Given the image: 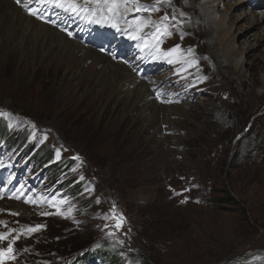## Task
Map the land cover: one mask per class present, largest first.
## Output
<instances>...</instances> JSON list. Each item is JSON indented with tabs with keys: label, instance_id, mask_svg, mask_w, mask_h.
Returning a JSON list of instances; mask_svg holds the SVG:
<instances>
[{
	"label": "rangeland",
	"instance_id": "rangeland-1",
	"mask_svg": "<svg viewBox=\"0 0 264 264\" xmlns=\"http://www.w3.org/2000/svg\"><path fill=\"white\" fill-rule=\"evenodd\" d=\"M199 1L171 0L127 17L176 16L173 34L159 47L179 44L181 51L156 61L149 76H165L173 92L186 88L178 90L183 97L169 95L189 103V115L171 114L155 135L117 95L100 103L98 87L87 82L72 96L79 76H64L55 63L47 70L44 61L24 68L14 47L0 48V221L7 225L0 249L13 248L4 264H70L82 257L77 264H221L264 249L263 31L253 32L246 17L228 23L243 60L256 55L260 64L242 63L245 77L229 76L228 63L208 43L207 26L188 25ZM219 2L216 16L250 11L247 4ZM80 24L92 37V23ZM190 47L186 74L179 65L191 57ZM97 248L113 254L102 263L91 258Z\"/></svg>",
	"mask_w": 264,
	"mask_h": 264
},
{
	"label": "bare ground",
	"instance_id": "bare-ground-1",
	"mask_svg": "<svg viewBox=\"0 0 264 264\" xmlns=\"http://www.w3.org/2000/svg\"><path fill=\"white\" fill-rule=\"evenodd\" d=\"M251 1L253 0H238L237 2L226 0L224 2V8L247 4L250 11L240 15L228 13L216 16V6L217 3L219 6V0H200L196 6L190 8V10L196 9L195 19L188 14L190 18L188 25H197L199 21L202 26H207L205 31L209 45L212 49L215 48L220 60L223 59L228 63V67L225 68L229 76L232 74L236 79L245 77L242 63L248 64L250 68H260L259 59L255 58L256 55L250 56L248 62L246 57L243 60V52L239 51V46H235L234 37L229 35L233 19L246 17L250 19L253 32L255 28L260 32L262 30L261 37H264V0H256L258 8L251 6ZM78 2L82 3L83 0H78ZM25 3L29 4L28 8L22 6ZM89 6L94 7V5ZM175 6L183 9L178 2L175 3ZM29 9H37L38 14L31 15ZM258 9L260 13L253 11ZM187 10L189 9L187 8ZM40 16H43V19ZM82 20V16L72 15L51 3L39 4L37 0H21L18 4L16 0H0V48L7 45L12 49L14 47L23 57L24 68H27L31 61L33 63L44 61L43 67L47 70H50L55 63L62 69L64 76L70 79L79 76L70 89L72 96H76L83 84L87 82L98 87L96 98L101 101L100 103L108 102L106 100L108 97L117 95V99L123 102L124 107L129 106L139 115L145 128H151L152 135L160 133V124L169 123L167 120L171 114H173L172 116L189 115L185 109L189 103L172 101L176 95L185 96L178 93V90L182 92L186 88L178 85L176 92H173L169 89L167 85L169 83L165 80V76L158 77V79H155L157 76H149L154 69L152 65L162 58L154 59L152 55L148 54V50L139 47L140 41L129 39L127 33L117 31L108 24H90L93 25L91 28L93 36L87 38L81 30L83 24H80V21ZM118 23L121 27H125L123 21ZM168 23H173L171 17ZM228 23L231 24L228 25ZM200 27L195 30L198 32ZM150 30V27L144 29V31ZM69 32L72 35H69ZM191 36L195 37L196 35L192 33ZM98 43L103 44L102 50L96 48ZM189 59L191 60L192 56L182 60L189 61ZM179 67L185 69L186 74L190 70L188 63L181 64ZM223 72L225 71L223 70ZM191 80L197 82L194 78ZM261 84L264 86V79ZM170 91L175 96L169 95ZM162 95H167L165 103ZM169 103L172 106H169ZM163 107L169 112L168 115L163 112ZM158 111L164 113L163 119L159 118ZM165 118L168 119L164 120ZM19 207L22 206L19 205ZM6 226L4 223L0 224V231ZM0 264H4L1 259ZM221 264H264V249L247 251L243 255Z\"/></svg>",
	"mask_w": 264,
	"mask_h": 264
},
{
	"label": "snow or ice",
	"instance_id": "snow-or-ice-1",
	"mask_svg": "<svg viewBox=\"0 0 264 264\" xmlns=\"http://www.w3.org/2000/svg\"><path fill=\"white\" fill-rule=\"evenodd\" d=\"M19 4L21 0H16ZM37 3H51L57 8L63 9L65 12H69L75 16H82L83 19L88 20L90 23L96 24H108L115 28L117 31L125 32L128 38L131 40H137L141 43L139 47L148 50V54L152 55L154 59H160L163 57H170L173 54L181 51L180 45L177 44L167 51H162L159 47L163 43L164 39L170 37L173 33L170 31L169 23L170 17L167 13L160 18V21L152 20L151 16L142 17L139 15L134 16L132 19H127L129 13H140L149 11H158V5L161 4H171V0H155L151 5L141 4L140 0H83V2H78V0H37ZM89 5H94L90 7ZM25 8L29 7L28 3L22 5ZM30 14L36 16L38 14L37 9H29ZM181 16L185 15L183 12L180 13ZM43 19V16H40ZM171 20H176L175 13H173ZM123 21L125 27H121L118 23ZM55 23V21H52ZM179 22H177L178 24ZM151 27L150 31H144V29ZM179 31V29H177ZM72 35L71 32L68 33ZM185 33L180 31V38H184ZM188 56L194 54V50L190 47L186 50ZM169 63H173L172 59L168 60ZM184 62L191 64L192 61L185 60ZM206 79V77H205ZM0 115H4L0 112ZM47 137H45L46 139ZM59 155V153L57 154ZM78 159V157H77ZM82 178V177H81ZM18 198V197H17ZM29 203H34V201H26ZM71 213V209L68 210L67 214ZM60 215H67L65 213H58ZM17 215V213H13ZM42 215H49V213H42ZM115 218V217H114ZM123 220L121 216L117 221V227H120V223ZM0 223H3L0 221ZM41 225H37L34 228H28L29 233L37 231L41 228ZM111 234V233H110ZM7 236L4 233H0V240L6 239ZM17 236L15 239H18ZM122 243V241H121ZM13 251L12 244L9 243L8 248L0 249V259H2L6 254ZM14 259L15 257H11Z\"/></svg>",
	"mask_w": 264,
	"mask_h": 264
},
{
	"label": "trees",
	"instance_id": "trees-1",
	"mask_svg": "<svg viewBox=\"0 0 264 264\" xmlns=\"http://www.w3.org/2000/svg\"><path fill=\"white\" fill-rule=\"evenodd\" d=\"M94 252L97 255V257L101 258V260H103V261H105L104 255H105V257H107L106 253L111 254V255L113 254L112 252H104L103 249H100V248H97L96 251H94ZM107 264H111L110 261L107 262Z\"/></svg>",
	"mask_w": 264,
	"mask_h": 264
}]
</instances>
